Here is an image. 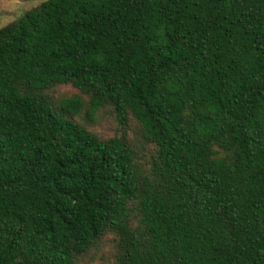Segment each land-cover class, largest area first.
<instances>
[{"label":"trees","instance_id":"16d2710c","mask_svg":"<svg viewBox=\"0 0 264 264\" xmlns=\"http://www.w3.org/2000/svg\"><path fill=\"white\" fill-rule=\"evenodd\" d=\"M100 110L110 137L78 121ZM109 236L113 264H264V0H46L0 28V264Z\"/></svg>","mask_w":264,"mask_h":264},{"label":"rangeland","instance_id":"374dc122","mask_svg":"<svg viewBox=\"0 0 264 264\" xmlns=\"http://www.w3.org/2000/svg\"><path fill=\"white\" fill-rule=\"evenodd\" d=\"M44 1L46 0H0V28L16 21ZM74 93L75 90L70 85H60L53 90L56 100L70 97ZM78 121L86 124L103 138L112 136L117 129V124L107 110H100L93 122H89L86 115ZM114 250L113 237H106L97 248L79 260L78 264H113Z\"/></svg>","mask_w":264,"mask_h":264}]
</instances>
